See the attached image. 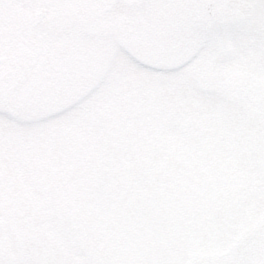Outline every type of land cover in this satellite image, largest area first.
<instances>
[{
  "label": "rangeland",
  "instance_id": "rangeland-1",
  "mask_svg": "<svg viewBox=\"0 0 264 264\" xmlns=\"http://www.w3.org/2000/svg\"><path fill=\"white\" fill-rule=\"evenodd\" d=\"M168 1L146 0L153 21ZM89 35L86 75L54 107L0 112V264L206 263L240 241L241 261L264 264V0L199 47L179 34L177 49L159 39L126 51L111 32ZM130 135L140 148L123 152ZM106 143L119 165L89 169ZM72 198L97 212L113 259L64 220ZM161 204L196 217L176 226L178 240L151 225L147 209ZM251 233L261 246L247 254Z\"/></svg>",
  "mask_w": 264,
  "mask_h": 264
},
{
  "label": "flooded vegetation",
  "instance_id": "flooded-vegetation-1",
  "mask_svg": "<svg viewBox=\"0 0 264 264\" xmlns=\"http://www.w3.org/2000/svg\"><path fill=\"white\" fill-rule=\"evenodd\" d=\"M168 2L162 15L153 21L146 0H35L34 5L28 0H0V112L16 114L30 103L40 101L54 107V93L69 89L72 82L83 81L86 73L79 66L93 44L88 39L94 29L98 40L111 32L122 39L118 46H124L126 51L138 47L150 53L153 42L159 39L177 49L179 34L199 47L216 29L236 28L255 10V0ZM20 78H25L24 84L10 93L11 86ZM3 184H7V177L0 174V186ZM195 219V215L189 216L187 212L180 219L168 209L152 215L153 226L160 225L165 231L166 236L161 240L165 243L178 238L177 225ZM251 234L247 237L250 241L247 254L261 246L259 239L254 238L253 242ZM237 246L222 260L210 259L204 263L195 258L190 264H247L241 261L243 241ZM257 259L261 263L262 255ZM250 264L254 263L250 261Z\"/></svg>",
  "mask_w": 264,
  "mask_h": 264
},
{
  "label": "trees",
  "instance_id": "trees-1",
  "mask_svg": "<svg viewBox=\"0 0 264 264\" xmlns=\"http://www.w3.org/2000/svg\"><path fill=\"white\" fill-rule=\"evenodd\" d=\"M110 144V143H109ZM108 144L106 143V145H103L104 149L102 151V158H100L99 160H95V159H91V152L90 153V157L88 159V168L89 169H104L109 168L110 170H114L120 163V161L117 159H115L113 157V155H115V151L113 149L112 146H108ZM140 148V147H139ZM136 143H127L126 145H123L122 147V151L126 152V151H130L131 153H133V151H136L137 149H139ZM133 161V160H132ZM119 162V163H118ZM130 162L131 160L126 161L125 163L121 164H125L122 165V167H126L129 168L130 166ZM111 200H113L114 202L116 199V194H114ZM71 209H70V213L67 214L66 216L68 217L69 215V220L71 221V223L76 225V228L83 234L86 236H89L93 239L96 240V243H100L101 241L105 240L104 237H102V227L101 225H99V216L97 215V212H94L92 210H90L88 207L81 205V203H79L77 201V199H72L71 200ZM108 218H111L112 214L107 215Z\"/></svg>",
  "mask_w": 264,
  "mask_h": 264
}]
</instances>
